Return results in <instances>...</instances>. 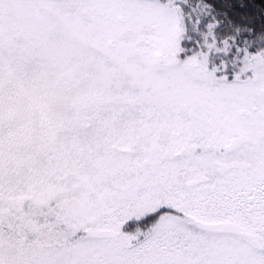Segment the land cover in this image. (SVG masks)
Returning <instances> with one entry per match:
<instances>
[{
  "label": "snow or ice",
  "instance_id": "snow-or-ice-1",
  "mask_svg": "<svg viewBox=\"0 0 264 264\" xmlns=\"http://www.w3.org/2000/svg\"><path fill=\"white\" fill-rule=\"evenodd\" d=\"M0 264H264V0H0Z\"/></svg>",
  "mask_w": 264,
  "mask_h": 264
}]
</instances>
